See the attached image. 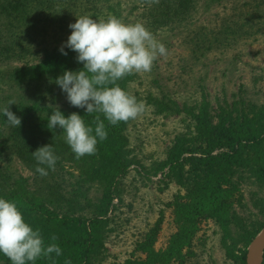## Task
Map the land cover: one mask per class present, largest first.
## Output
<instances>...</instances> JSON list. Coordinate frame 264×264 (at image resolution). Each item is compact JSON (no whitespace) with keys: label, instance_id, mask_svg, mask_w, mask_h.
Masks as SVG:
<instances>
[{"label":"trees","instance_id":"16d2710c","mask_svg":"<svg viewBox=\"0 0 264 264\" xmlns=\"http://www.w3.org/2000/svg\"><path fill=\"white\" fill-rule=\"evenodd\" d=\"M130 1L0 0V65L20 63L11 71L13 81L20 87L25 85L42 100L28 106L20 99L9 106L21 118L19 127L10 126L0 112V198L17 201L26 222L41 230L46 243L51 242L52 235L58 237L56 243L63 254H52L55 264L69 259L72 264H100L106 252L107 213L114 200H121L123 179L129 169L139 166L149 176L168 168L171 177L187 188L185 195H177L166 207L172 212L175 232L163 248L155 249L164 216L161 211L154 225L135 241L123 264H201L204 241L197 235L201 224L209 220L221 230L226 257L233 264H246V250L239 245L247 248L263 228L264 200L255 194L251 196L261 220L247 222L236 208H245L243 184L254 182L258 188H264V104L257 106L239 99L231 104L223 101L214 108L203 96L197 105L179 107L171 100L150 99L158 113L183 112L189 123L188 131L175 138L166 160L147 168L128 147L126 128L131 120L111 126L101 115L108 137L98 141L95 155L80 159L66 144L62 129L47 127L56 107L66 118L75 112L89 125L97 115L58 105L61 88L56 79L65 71L78 72L84 67L71 49L64 48L67 55L60 52L71 35L69 24L76 22V16L85 14L97 20H107L110 15L122 20ZM198 5L199 0H159L151 5L146 3L141 16L153 31L179 29L192 23ZM243 6L248 9L235 10L237 21L227 19L217 31L201 28L198 39H191L195 45L193 53L201 55L219 43L229 44L236 40L240 30L264 24V0ZM132 9L136 10L135 6ZM132 78L133 74L118 81L120 87L126 90ZM50 144L59 160L55 171L46 169L48 175L42 177L35 172L37 165L32 153ZM13 159L33 174L31 182L10 169ZM186 165L187 176L183 177ZM94 186L101 188L97 200L90 197ZM199 247L201 251H197ZM262 258L264 264V250ZM0 264L10 261L0 254ZM36 264L53 261L40 259Z\"/></svg>","mask_w":264,"mask_h":264},{"label":"rangeland","instance_id":"374dc122","mask_svg":"<svg viewBox=\"0 0 264 264\" xmlns=\"http://www.w3.org/2000/svg\"><path fill=\"white\" fill-rule=\"evenodd\" d=\"M253 0H199L194 20L187 27L153 31L155 37L164 43L168 50L166 56H160L147 73H133L127 92L137 100L145 102V111L132 119L126 128L128 147L139 162L146 168L166 160L169 148L176 137L188 131V116L181 114L158 113L150 99L171 100L179 107L197 105L204 96L214 108L223 101L231 104L242 99L245 103L257 106L264 104V24L253 29L240 30L239 36L229 44L219 43L216 48L203 54L193 53L195 45L191 43L201 35L200 29L217 31L227 19L238 20L236 11H245L244 3ZM146 3L143 0H131L122 19L125 23L142 22L141 13ZM135 6L136 10L132 9ZM261 11L264 13V8ZM248 32V33H246ZM223 41V40H221ZM66 44V43H64ZM62 44V45H64ZM20 63L0 65V107L13 100L15 104L23 99L26 105L32 101L40 104L41 97L30 93L25 85L19 86L11 77L14 67ZM26 90L25 92L22 90ZM59 106H71L66 93L59 91ZM45 97V96H43ZM46 99V97H45ZM191 126V124L189 125ZM193 130V128H191ZM10 169L17 175L28 178L33 174L13 159ZM188 166H184L183 177L187 176ZM140 172V173H139ZM169 169L164 168L149 176L133 165L123 179L124 194L121 200H114L107 213L108 230L105 237V259L100 264H123L131 254L138 237L151 228L163 211L164 216L155 242V249L163 248L168 238L175 232L172 212L167 204L177 195H185L187 188L178 184ZM179 177V175H178ZM245 208H236L247 222L261 220L258 210L253 207L251 196L264 200V188H258L254 182L241 186ZM101 188L94 186L91 199L100 198ZM221 230L214 221L201 224L197 235L204 241L203 254L199 256L201 264H233L225 255L221 246ZM239 247L247 251L242 245ZM197 251H201L199 247Z\"/></svg>","mask_w":264,"mask_h":264},{"label":"clouds","instance_id":"9594fccd","mask_svg":"<svg viewBox=\"0 0 264 264\" xmlns=\"http://www.w3.org/2000/svg\"><path fill=\"white\" fill-rule=\"evenodd\" d=\"M149 5L159 0H144ZM71 35L60 52L67 55L64 48L77 53V62L83 64L78 72L65 71L55 83L66 93L67 102L76 108L85 109L87 114L97 113L86 124L77 113L65 117L55 108L48 118L47 127L63 130V138L76 159L85 155H95L98 141L108 137L104 120L115 126L120 122L136 119L145 111V102L120 87L118 81L133 73H147L160 56H166L168 50L164 43L142 23H125L110 15L107 20L93 19L91 15L76 16V22L68 26ZM15 101H8V106L0 109L7 123L12 127L21 125L9 106ZM94 125V127H93ZM35 172L47 176L59 157L55 155L52 145L39 147L32 153ZM58 237L51 236L46 243L39 228H33L26 222L17 201L0 198V254L8 258L10 264H36L40 259L52 260V254L61 256L62 249L56 243ZM64 264H72L65 260Z\"/></svg>","mask_w":264,"mask_h":264},{"label":"water","instance_id":"95a60500","mask_svg":"<svg viewBox=\"0 0 264 264\" xmlns=\"http://www.w3.org/2000/svg\"><path fill=\"white\" fill-rule=\"evenodd\" d=\"M264 250V226L260 232L252 239L246 251V264H262V253ZM259 254L261 259L259 260Z\"/></svg>","mask_w":264,"mask_h":264},{"label":"bare ground","instance_id":"6f19581e","mask_svg":"<svg viewBox=\"0 0 264 264\" xmlns=\"http://www.w3.org/2000/svg\"><path fill=\"white\" fill-rule=\"evenodd\" d=\"M261 259V254H259V260Z\"/></svg>","mask_w":264,"mask_h":264}]
</instances>
